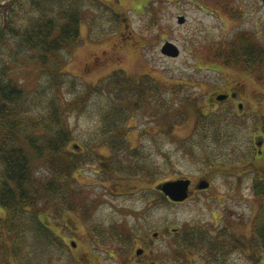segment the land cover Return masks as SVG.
<instances>
[{"label": "rangeland", "instance_id": "1", "mask_svg": "<svg viewBox=\"0 0 264 264\" xmlns=\"http://www.w3.org/2000/svg\"><path fill=\"white\" fill-rule=\"evenodd\" d=\"M76 1L80 39L46 60L49 65L63 61L55 66L62 90L57 91L36 51L19 54L13 33L5 42L11 77L27 90L57 96L80 145L69 149L93 161L80 166L84 170L71 180L74 209L42 206L39 216L62 236L61 245L47 262L27 244L25 262L264 264V254L253 260L243 247L254 236L255 216L264 202V195L255 193L257 175L248 167L264 116V64L252 70L237 66L231 56L230 64L227 56H217L230 55L248 37L264 44V0ZM3 17L2 12L0 27ZM12 17L16 25L20 15ZM167 41L180 49L177 57L162 53ZM114 75L127 90L115 95L117 103L102 86L96 94L86 91ZM237 80L245 87L243 98L211 103L213 91ZM108 105L123 111L122 120L112 122L121 131L113 134H105L100 113ZM113 139L123 145L112 146ZM110 165L116 176L105 175L103 167ZM37 175L53 177L43 163ZM181 176L202 177L199 183L211 185L183 203L160 200L157 185ZM187 241L194 246L187 248ZM143 243L147 252L138 257L135 249ZM8 245L0 240V264H21Z\"/></svg>", "mask_w": 264, "mask_h": 264}, {"label": "trees", "instance_id": "2", "mask_svg": "<svg viewBox=\"0 0 264 264\" xmlns=\"http://www.w3.org/2000/svg\"><path fill=\"white\" fill-rule=\"evenodd\" d=\"M77 3L76 0H0V14H4L0 27V207L5 211V216L0 217V240L9 244L7 251L10 250L14 256L19 257L21 264H27L24 260L29 256L27 244L34 245V252L40 253L39 259H46L47 262L56 246L61 245L56 231L39 217L44 208L42 206H54L57 211L74 209L75 192L71 180L75 178L76 172L84 170L80 166L89 165L93 161L69 149L72 143L77 147L80 145L74 142L57 96L50 97L39 90H27L11 77L12 64L4 58L6 37L9 33L15 35V49L21 48L19 54H34L36 51L41 65L45 69L49 68L48 71L52 73L50 80L57 91H60L64 82L55 66L58 68L63 61L59 58L60 60L49 65L46 60L51 53L68 49L80 39L81 17ZM30 5L33 7H27ZM16 12L20 18L15 25L12 13ZM237 44L230 55L219 53L218 58L224 60V56H231L237 66L252 70L258 63L264 64V44H259L250 37L245 43L239 41ZM227 60L228 64L232 62L231 58ZM116 73L118 72L115 71L114 74ZM100 86L106 89L104 95L114 104L117 103L115 95L123 96L127 93L124 83L115 75L101 80L98 85L91 86L86 91L88 94H96ZM122 112L118 105H108L100 110L103 123L106 124L103 127L105 134L121 131L120 126H114L112 122L122 120ZM261 122H264V116L258 120V129L262 126ZM262 130L264 132V127ZM108 139L103 138L109 143L110 138ZM111 145L119 147L123 144L113 139ZM254 156L256 157V152ZM255 157L253 160L262 168L261 173L256 174L257 181L254 183L255 193L260 196L264 195V161ZM40 163L51 170L52 179L45 180L37 175ZM212 166L215 167L216 163ZM103 168L106 176H116V168L112 165ZM163 197L161 193L160 200ZM243 242V247L250 249L249 255L253 260L262 257L264 202L255 216L254 236L247 244ZM192 246L194 244L186 242L187 248ZM141 247L144 248L145 255L147 246L144 244Z\"/></svg>", "mask_w": 264, "mask_h": 264}, {"label": "flooded vegetation", "instance_id": "3", "mask_svg": "<svg viewBox=\"0 0 264 264\" xmlns=\"http://www.w3.org/2000/svg\"><path fill=\"white\" fill-rule=\"evenodd\" d=\"M244 85L239 81L237 80L235 82V84L233 85H228V88H225V89H218L216 91H213L211 95H209V99L211 101V103L213 104H217V103H220V102H225V101H237L238 98H243V90H244ZM239 107H241V109H243V103L242 102H239ZM259 129L261 130V133L260 134H257V137L258 140H256L255 142L258 144L257 147H256V157L257 159H260L262 161H264V132L262 130V126L259 127ZM253 157V158H254ZM253 158L251 159L250 163L248 164V167L250 169V172L253 173V174H258V173H261V167L260 165L258 164V162ZM206 176V175H205ZM203 176V177H205ZM177 178V177H176ZM191 178V177H189ZM202 178V177H201ZM199 178L198 180L196 179H192L191 178V190L192 192L195 194L196 191H202L204 189H198V185H199V180L201 179ZM210 185H211V182H210ZM192 194L190 196V198L194 195ZM185 202V201H184ZM177 203H183V202H177Z\"/></svg>", "mask_w": 264, "mask_h": 264}, {"label": "water", "instance_id": "4", "mask_svg": "<svg viewBox=\"0 0 264 264\" xmlns=\"http://www.w3.org/2000/svg\"><path fill=\"white\" fill-rule=\"evenodd\" d=\"M185 17L180 16L179 22H184ZM162 52L165 54H168L169 56H178L179 55V48L177 45H175L173 42L167 41L162 47ZM190 185L191 180L189 178H178V179H170L167 181L162 182L158 185V188L172 201L175 202H181L186 200L191 191H190ZM209 186L208 181H201L198 185V188L205 189ZM155 237L158 236V232H155L153 234ZM143 249L139 248L137 249V254H142ZM151 264H157V263H151Z\"/></svg>", "mask_w": 264, "mask_h": 264}]
</instances>
